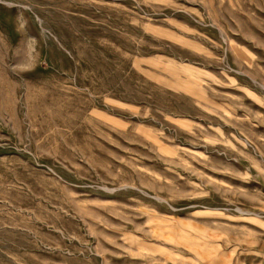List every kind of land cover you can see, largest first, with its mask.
Segmentation results:
<instances>
[{
	"label": "rangeland",
	"instance_id": "1",
	"mask_svg": "<svg viewBox=\"0 0 264 264\" xmlns=\"http://www.w3.org/2000/svg\"><path fill=\"white\" fill-rule=\"evenodd\" d=\"M0 264H264V0H0Z\"/></svg>",
	"mask_w": 264,
	"mask_h": 264
}]
</instances>
